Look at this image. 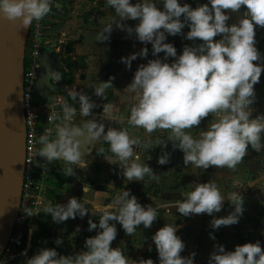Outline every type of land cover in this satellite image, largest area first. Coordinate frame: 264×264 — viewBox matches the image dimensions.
<instances>
[{"label":"clouds","instance_id":"clouds-1","mask_svg":"<svg viewBox=\"0 0 264 264\" xmlns=\"http://www.w3.org/2000/svg\"><path fill=\"white\" fill-rule=\"evenodd\" d=\"M107 5L114 9L118 20L104 26L97 33V41L110 39L113 24L126 31L128 36L135 34L140 42L152 45V55L158 57L164 53V59H149L147 64H140L135 71L132 82L128 85L135 93L136 103L130 109L128 124L143 128L148 134L157 130H170L167 141L172 142L173 150L183 152L185 166L206 170L209 167L235 169L248 154L249 145L256 152L264 148V115L252 118L251 105L256 100L254 86L260 82L264 65L254 63L262 59L256 45V26L264 28V0H209V3L193 8L179 0H163V10L153 0H107ZM210 5V6H209ZM245 7L246 12L236 23L228 24L230 15L238 13ZM56 7L59 9L60 5ZM51 11V0H0V16L15 24L19 22L23 28L31 26ZM138 21L135 27L122 21ZM190 30L185 34V27ZM183 35L189 41H201L194 46L185 45L182 54L172 43H166V35ZM221 37L220 39H215ZM146 58L148 48L138 53L121 57V62L129 69L137 57ZM169 57L175 58L172 63L165 62ZM60 72L48 71L47 82H59ZM51 86V84H49ZM113 87L111 79L100 82L94 88L97 97L103 98L107 88ZM72 99L80 103L79 116L87 117L98 105L91 98L74 88L65 89ZM102 117L109 118L113 105L104 104ZM212 115L213 120L206 130H202L199 138L186 130L198 128L201 121ZM76 109L67 103L63 105L61 123L55 128V139L52 129H45L39 137L42 148L37 153L47 163L63 160L68 165H79L82 153L81 140L98 141L101 137L110 145V151L117 157L126 181H143L147 175L159 182V175L147 164L138 163L139 155H135L134 146L140 145L139 138L130 137L127 130L108 128L97 120H88L82 126L72 122L77 116ZM52 120L53 117H49ZM56 119H60L56 117ZM157 145L167 148L165 140H149L143 145L145 150ZM103 154L104 149H100ZM135 155V159L133 157ZM109 163L110 158L105 157ZM170 162V153L163 151L157 163L165 165ZM47 163L40 165L46 168ZM114 164V163H113ZM66 176L75 175L73 167L65 169ZM192 190L184 194V199L175 202L176 211L184 217L208 214L213 216L210 226L218 230L221 226L237 224L243 214V197L233 193L227 199L234 205V211L225 217L216 218L213 214L222 210L225 197L215 183H192ZM89 190L84 185L83 191ZM88 201L81 202L75 197L69 198L66 204L55 206L44 203L42 211L51 214L52 220L62 223L68 219L80 218L88 214ZM116 211L103 210L99 223L88 220V231L100 229L95 236L85 240L86 250L74 255H59L55 248H43L25 264H129L120 247L112 248L116 239L117 228L110 221H117L126 235L136 233L139 225L151 228L158 218L157 205L142 206L135 195L123 190L108 206ZM28 216L33 213L25 209ZM79 231V227L76 229ZM178 226L165 224L152 236L158 252L159 264H194L195 252L187 257L181 256L185 249L182 239L176 235ZM210 238L215 236L210 233ZM62 239L55 240L61 245ZM151 250V245L149 246ZM22 255L27 256L25 251ZM133 264H154L149 259L133 261ZM208 264H264V250L260 242L237 245L234 251H226L223 245H214L209 255Z\"/></svg>","mask_w":264,"mask_h":264},{"label":"rangeland","instance_id":"rangeland-1","mask_svg":"<svg viewBox=\"0 0 264 264\" xmlns=\"http://www.w3.org/2000/svg\"><path fill=\"white\" fill-rule=\"evenodd\" d=\"M131 2L136 3L139 0H131ZM153 2L157 4L158 8L163 10V0H153ZM179 3L181 5L187 3L195 8L197 5L209 3V0H179ZM59 5V9L56 6L51 8L54 15L50 14L46 20L45 39L47 40L48 46L52 49L57 46L59 47L57 52L54 53V58L62 65L61 69L64 68V63L61 62V59L68 55L71 59H77L71 71L72 83H75L76 91L86 93L98 105V107L92 110L90 116H80V125H83L85 121L95 119L97 122L99 121L98 123H104L105 130L108 128L127 130L130 137L139 138L140 145L134 146L135 155L140 156L138 163H145L152 168L153 172L159 175V182L150 179L146 175L141 184H137V186L132 185L130 194L135 195L141 205H152L154 208L157 205L161 206L157 209V211H160L158 213V219L156 220L157 230L165 224L179 225L181 228L189 227L190 229L193 227L198 229V226L202 228L206 213L184 217L176 211L175 202L184 199V194L192 190L190 184L212 182L218 186L221 194L225 197L222 210L213 214L216 218L225 217L234 211V205L227 200L233 193L242 195L244 208L243 214L237 224L221 226L218 230H214L211 227L210 233L215 236V240L210 238L212 242L215 245H223L226 251H234L237 245L259 241L262 250H264V148L256 152L249 145L248 154L235 169L209 167L203 170L195 168L193 165L185 166L183 163V152L179 149L173 150L172 142L167 141L170 130H157L152 134H148L143 128H136L128 124L130 109L136 103L135 93L130 91L128 87L132 82L135 71L140 64H147L149 59L160 58L163 60L164 53H159L158 57H154L150 43L145 45L136 39L135 34L129 37L126 31H122L115 24H113V30L108 41H97L98 31L112 23L113 20H118L114 9L107 5V0H73L72 3L63 0L59 2ZM246 11L247 9L242 6L238 13H226L231 17L227 23L229 25L236 23ZM93 23L94 25L92 26ZM122 23L134 28L138 21L127 20L122 21ZM79 28L80 35L83 30H87L90 32V36L93 35L96 38L95 46H93L94 44L92 45V38H90L86 54H80V60L74 53L73 56L75 58H72V52L67 54V42H69L67 36L69 35V31ZM189 30L186 26L182 32L186 34ZM255 31V46L260 52L262 59L254 63L264 65V28L256 26ZM165 35V42L174 45L178 56L182 54L185 45L194 46L201 43L199 40L189 41L183 35L171 36L167 33ZM220 38L216 37L215 39ZM125 40L131 46V53L125 56L123 50H120L123 47L120 48V46L117 48L119 53L117 57L114 54L108 53V42H111L115 47V45H119L120 43L124 44ZM144 47L148 48V56L146 58L138 56L136 60L132 61L130 69L121 62V57H128L132 53H138ZM174 59L169 57L165 62L172 63ZM65 71H67L66 68ZM62 78L65 79L63 76ZM110 79L113 87L105 90L103 98L97 97L93 87H98L100 82H107ZM55 84L63 85L61 80ZM79 86L80 89L78 88ZM254 89L256 100L250 106L251 109H249L252 112V118L258 115H264V72H262L260 82L254 86ZM73 101L71 100L70 106L73 108L80 107L79 101L75 103ZM104 104L114 106L111 116L106 119L102 117V106ZM212 120L213 117L210 114L209 117L201 121L198 128H192L186 131H189L194 138H199L200 132L206 130ZM158 138L167 142V148H163L162 145H157L152 149L145 150L143 147L145 143L149 140L155 142ZM102 142L104 143L106 141L102 139ZM261 143L264 145V134H262ZM103 149L104 155H97L95 153L94 159L88 156V164L80 167H88V175L94 178V181L101 179L102 181H109L110 179H115V184H112V186L116 188L122 181L126 182L123 176V169L120 168L117 157L110 151V145L108 144L107 147L104 146ZM106 149L110 151L109 155L105 154ZM162 149L170 153V162L165 165L157 163L158 157L162 154ZM98 152L100 153L99 150ZM135 155L133 160L135 159ZM97 157L100 158V161L97 160ZM105 157L110 158L114 164L109 163ZM101 166H104L103 173L98 172ZM80 173L82 175L80 179H87L83 177L85 170L83 172L80 169ZM170 216H175L174 222H167L165 220ZM206 216H208L209 221L213 219V216L208 214ZM110 223L115 224L118 235L125 234L122 226L117 221H110ZM144 230L147 231L149 240L151 241L155 233L152 232L151 234L146 228H141V225L137 228L139 233L133 235V237L137 239L142 237ZM129 237L132 238V236ZM181 239L186 245L187 238L182 235ZM31 247L32 243L29 240V246H23L19 253L12 254L6 264H25L26 259L41 250L39 248L36 253H33ZM140 248L141 246H137L135 253H138ZM25 251L27 252V256L22 255Z\"/></svg>","mask_w":264,"mask_h":264},{"label":"crops","instance_id":"crops-1","mask_svg":"<svg viewBox=\"0 0 264 264\" xmlns=\"http://www.w3.org/2000/svg\"><path fill=\"white\" fill-rule=\"evenodd\" d=\"M93 25L94 23L92 24V26ZM90 38H92V45L94 44L93 46H95L96 38L93 35L90 36V32H88L87 30H83L81 35H80V28L69 31V35L67 36V39L69 42H71L70 44L72 47V55H71L72 58H75L73 56V53L74 55H77L79 58H80V54H86V51L89 47L88 42H90L89 41ZM82 41H83V44H82ZM118 46H120V48L123 47V49H120V50H123V54L125 56L131 53L130 51L131 46L130 44L126 42V40L124 44L120 43L119 45H115V47L111 42H108V47H109L108 53L114 54L115 57H117V55H119L117 51ZM78 69L80 70V68ZM78 88L80 89V86ZM77 101L79 100H74L73 102L75 103ZM75 109L78 115L75 117L72 123L76 126H82L80 125V116H79L80 107L75 108ZM58 123H61V121ZM102 139L103 138L101 137L98 141H95V140L90 141V144H89L90 146L88 147L86 157L82 162L83 164L81 165L80 164L79 165H68L63 160L53 161L50 163L51 172L49 173V177L46 181V190L44 191V198L47 200V203L53 206H55L56 204H66L69 198L75 197L81 202L85 200L88 201L86 205V208H88V214L83 218H80L79 216H77L75 219L70 218L67 221L62 222V223H56L53 220H51L49 222V225L51 228V233L53 234V237H54V241L50 247H46L44 243H41L40 249L55 248L59 255H64V256L74 255L78 252L86 250L84 248L85 240L89 237L95 236L98 231H102L97 228L89 232L87 230L88 220L92 219L94 223L98 224L103 210L107 209L113 212L116 211L115 208L109 209L108 206L113 204L114 198L118 194H120L123 190L131 191L132 185L137 186V184H141L142 181H132V182L122 181L121 184L118 185V187L113 188L112 184H115V179H110L109 181H102V179L94 181V178L88 175V167H84V168L80 167V166H85L86 164H88V156H91V158L94 159L95 153L97 155L100 154L98 150H100L101 148L103 149L106 143V142L103 143ZM98 158L99 157H97V160L100 161V158L99 159ZM90 162L92 163V161ZM67 167H73L75 171V175L66 176L65 169ZM103 168L104 166H101L98 169V172L103 173L102 172ZM80 169L83 172L85 170V175H83V177L87 179H83V180L80 179V176L82 177V175H80L81 174ZM55 174H64L65 180L60 182L54 176ZM88 183H91V184H88ZM84 185H87L89 188L87 192L83 191ZM142 206H147V205L142 204ZM159 212L160 211H158V213ZM204 218L205 220H204V223L202 224L203 225L202 228L201 226H198V229L195 227L191 229L189 227L181 228L178 225V231L176 233V235L179 236L180 238L182 237V235H184L187 238L185 249L181 253V256L187 257L192 252L196 253L194 257V264H207L209 255L214 251L215 243L212 242L209 236L210 229H211L210 221L208 219V216H206V214ZM174 219H175V216H170V217H167L165 220L167 222H174ZM156 226H157L156 221H154L151 228H147V230L151 234L152 232L155 233L157 231ZM77 227H79V231L76 230ZM141 228H144L142 224H141ZM137 233H139V231H136L135 234ZM143 234L148 235L147 231L145 230ZM57 238H60L63 241V243L59 246L55 244V240ZM29 240L30 239L28 238L25 239L22 242V246L28 247ZM128 240H131V242L132 241L134 242V240H137V238L133 237V235H132V238H130L129 235H126V234L124 235L117 234L116 239L111 244V247L112 248L120 247L122 249L125 246L124 243L128 242ZM151 245L154 250L157 264H159L158 252L152 240H151Z\"/></svg>","mask_w":264,"mask_h":264},{"label":"built area","instance_id":"built-area-1","mask_svg":"<svg viewBox=\"0 0 264 264\" xmlns=\"http://www.w3.org/2000/svg\"><path fill=\"white\" fill-rule=\"evenodd\" d=\"M62 1L51 0V8ZM65 1L72 3L73 0ZM50 14L54 15V12L51 10L43 19L34 20L28 27L25 38L21 99L25 134L21 192L14 225L0 255V264H6L12 254L19 253L21 248L18 247V244L27 238L31 239L37 230L34 219L39 213H42L36 211L42 198H44L46 181L51 172L50 163H47L44 158L37 154L42 148L39 137L45 129H52L51 138L55 139L56 125L63 117V105L67 96L65 89L67 87L76 90V85L71 82L57 85V89L50 93L45 100L35 95L33 84L40 68L44 49L49 48L53 55L59 49L58 46L52 49L45 39L46 20ZM49 117H53V119L49 120ZM56 117L60 119H56ZM45 163H47L46 168L40 166ZM25 209L30 210L33 215L28 216L24 211ZM124 245L122 249L124 255L129 258V264H133V261H139L142 258H151L154 264H157L152 246L149 250L151 241L148 235L142 234V237L134 240V242L128 240ZM137 246H141L142 251L140 252L139 249V252L135 253Z\"/></svg>","mask_w":264,"mask_h":264},{"label":"water","instance_id":"water-1","mask_svg":"<svg viewBox=\"0 0 264 264\" xmlns=\"http://www.w3.org/2000/svg\"><path fill=\"white\" fill-rule=\"evenodd\" d=\"M28 28L0 16V255L12 231L19 204L24 134L22 109V72L25 38ZM62 65L49 48L44 49L41 64L33 84L35 95L42 100L57 89L53 81L47 82L48 71H59ZM81 140V162L86 157L91 140ZM42 198L37 213L43 212Z\"/></svg>","mask_w":264,"mask_h":264},{"label":"trees","instance_id":"trees-1","mask_svg":"<svg viewBox=\"0 0 264 264\" xmlns=\"http://www.w3.org/2000/svg\"><path fill=\"white\" fill-rule=\"evenodd\" d=\"M67 54H69V52H72V48L70 45V42H67ZM78 59L80 60V58L78 57ZM77 59H71V57L68 55L67 57L61 59V62L64 63V68L60 69L58 72H60L61 77H65V79H61L63 84H69L72 82V69L73 66L75 65V63ZM65 68L67 69V71H65ZM65 100L68 104H71V97H69L68 95L65 97ZM78 100V99H75ZM105 146L107 147L108 144L105 143ZM106 154L109 155L110 151L108 149H106ZM60 182L65 180V175L64 174H55L54 175ZM50 220H52L51 214H47L45 212L39 213L37 215V218L34 219V223L36 224L37 230L34 233V235L31 237V243H32V247H31V251L33 253H36L39 248H40V244L44 243L46 245V247H50L52 242L54 241V237L53 234L51 233V228L49 225ZM19 248H22V243L18 244Z\"/></svg>","mask_w":264,"mask_h":264}]
</instances>
